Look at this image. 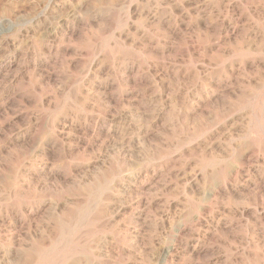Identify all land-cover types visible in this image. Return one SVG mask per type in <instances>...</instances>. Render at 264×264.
Segmentation results:
<instances>
[{"label": "rangeland", "instance_id": "1", "mask_svg": "<svg viewBox=\"0 0 264 264\" xmlns=\"http://www.w3.org/2000/svg\"><path fill=\"white\" fill-rule=\"evenodd\" d=\"M0 264H264V0H0Z\"/></svg>", "mask_w": 264, "mask_h": 264}]
</instances>
